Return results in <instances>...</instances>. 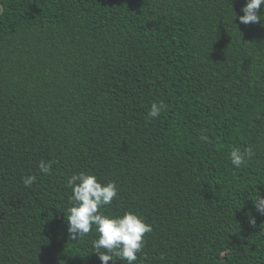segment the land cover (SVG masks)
<instances>
[{
    "label": "trees",
    "instance_id": "1",
    "mask_svg": "<svg viewBox=\"0 0 264 264\" xmlns=\"http://www.w3.org/2000/svg\"><path fill=\"white\" fill-rule=\"evenodd\" d=\"M0 2V264H102L98 233L68 232L79 172L116 182L108 214L152 225L135 264H264V21L240 22L247 0ZM233 147L255 155L235 168Z\"/></svg>",
    "mask_w": 264,
    "mask_h": 264
},
{
    "label": "clouds",
    "instance_id": "2",
    "mask_svg": "<svg viewBox=\"0 0 264 264\" xmlns=\"http://www.w3.org/2000/svg\"><path fill=\"white\" fill-rule=\"evenodd\" d=\"M262 6L264 0H247L241 9L243 15L239 16L240 22L247 25L264 21V14L260 12ZM165 108L163 101L153 102L148 115L150 118L158 117ZM200 139L208 141L209 137L201 135ZM254 155L252 147L243 151L239 147H233L229 158L235 168H240ZM38 166L41 173L51 174V161L41 160ZM21 179L25 187H31L36 177L28 175ZM67 185L72 189L69 197L71 207L67 210L70 238L78 240L95 231L99 235L92 241V248L102 264H108L110 260L113 264L116 261L135 264L138 253L142 254L146 243L145 235L152 231V225L131 211L114 216L103 210L118 198L116 182L102 183L95 174L79 172L68 177ZM253 204L264 215V196L259 194ZM250 223L254 225L255 220H250Z\"/></svg>",
    "mask_w": 264,
    "mask_h": 264
},
{
    "label": "water",
    "instance_id": "3",
    "mask_svg": "<svg viewBox=\"0 0 264 264\" xmlns=\"http://www.w3.org/2000/svg\"><path fill=\"white\" fill-rule=\"evenodd\" d=\"M0 8H1L0 13H1L3 11V9H4L1 2H0Z\"/></svg>",
    "mask_w": 264,
    "mask_h": 264
}]
</instances>
